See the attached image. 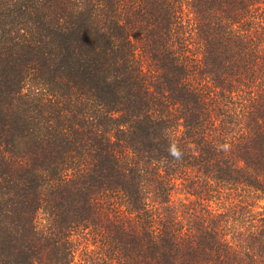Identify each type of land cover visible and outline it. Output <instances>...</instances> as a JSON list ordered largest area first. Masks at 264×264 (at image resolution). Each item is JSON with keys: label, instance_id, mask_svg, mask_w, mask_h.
Returning <instances> with one entry per match:
<instances>
[{"label": "trees", "instance_id": "16d2710c", "mask_svg": "<svg viewBox=\"0 0 264 264\" xmlns=\"http://www.w3.org/2000/svg\"><path fill=\"white\" fill-rule=\"evenodd\" d=\"M0 264H264V0H0Z\"/></svg>", "mask_w": 264, "mask_h": 264}, {"label": "clouds", "instance_id": "9594fccd", "mask_svg": "<svg viewBox=\"0 0 264 264\" xmlns=\"http://www.w3.org/2000/svg\"><path fill=\"white\" fill-rule=\"evenodd\" d=\"M168 152L170 156L177 160L182 158L183 155L182 151L175 143L169 145Z\"/></svg>", "mask_w": 264, "mask_h": 264}]
</instances>
